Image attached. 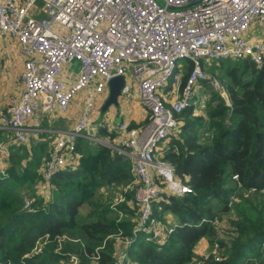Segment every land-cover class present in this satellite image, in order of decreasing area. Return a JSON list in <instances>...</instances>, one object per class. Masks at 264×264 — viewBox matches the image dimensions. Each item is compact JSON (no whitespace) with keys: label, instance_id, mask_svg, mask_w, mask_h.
Here are the masks:
<instances>
[{"label":"built area","instance_id":"obj_1","mask_svg":"<svg viewBox=\"0 0 264 264\" xmlns=\"http://www.w3.org/2000/svg\"><path fill=\"white\" fill-rule=\"evenodd\" d=\"M195 1L0 0V37H15L25 57L24 89L20 96L10 98L6 112L0 115V130L7 131L13 143L25 144L41 133L31 123L38 113H67L83 94L74 127L54 133L40 171L39 196L50 194L55 174L78 167L76 144L80 138L103 142L90 128L97 100L109 95L114 77L131 73L148 118L138 127L127 122L118 126L124 134L120 144L111 147L132 158L134 181L115 195L110 206L122 218L121 207L133 191L138 213L134 235L145 232L147 240L161 242L162 229L172 231L171 224L154 218L153 204L163 194L184 195L191 189L159 155L179 132L180 115L193 105L203 82L209 81L228 99L226 86L208 76L205 63L232 59L264 64V0H199L188 7ZM74 63L79 65L77 72L71 70ZM131 93V85L125 83L122 95ZM8 157L7 145L0 143V161ZM233 180L239 177L235 175ZM256 192L253 188L244 195ZM260 192L264 194V187ZM239 200L234 194L230 203ZM33 202L34 198L26 197L25 210L32 211ZM124 248L116 264H131ZM202 258L196 264H219L218 244L211 255ZM68 264L81 263L72 256ZM89 264H99L98 257Z\"/></svg>","mask_w":264,"mask_h":264},{"label":"trees","instance_id":"obj_2","mask_svg":"<svg viewBox=\"0 0 264 264\" xmlns=\"http://www.w3.org/2000/svg\"><path fill=\"white\" fill-rule=\"evenodd\" d=\"M213 64L225 72L228 100L213 92L204 115L194 105L187 108L179 132L159 155L191 189L154 202L156 220L166 224L171 215L176 221L163 242L147 240L145 232L134 235L133 191L121 207L122 218L111 209L115 195L134 181L131 157L80 138L78 167L55 174L48 196L37 191L28 196L41 180V155L18 145L0 171V264H68L72 256L81 264L94 257L99 264H116L124 247L131 264H196L203 259L196 253L203 239L218 244L219 264H264V64L232 59ZM97 135L108 132L99 129ZM253 188L256 193L244 195ZM234 194L240 200L230 203ZM26 197L34 198L32 211L24 208ZM224 224L233 235L229 243L219 237ZM127 241L131 244L123 246Z\"/></svg>","mask_w":264,"mask_h":264},{"label":"crops","instance_id":"obj_3","mask_svg":"<svg viewBox=\"0 0 264 264\" xmlns=\"http://www.w3.org/2000/svg\"><path fill=\"white\" fill-rule=\"evenodd\" d=\"M25 57L18 44V40L10 35H4L0 37V115L6 112L9 105V100L13 96H20L24 89V85L21 79V74L24 70ZM125 83L130 84L132 90L134 89L133 98L132 93L130 96H121L119 99V105L117 107H111L107 111L102 112V105L106 101L107 97H101L97 100L96 109L91 118V134L94 137H98L94 132L96 125L99 129H106L108 135L105 137H98L105 140V143L112 142V146L120 144V138L123 136V132L119 131V124L121 122H127L130 127H138L146 122L148 118V112H146L139 103L137 85L132 80V76L125 77ZM82 97L80 94L75 99L67 113L51 112V113H38L36 117L31 120L33 126H37L41 133L34 135L30 139L33 140L32 145L29 144L30 140L25 144H15L10 139V134L7 131L0 130V143L7 145L10 153L11 148L18 145H24L28 149L37 150L41 155V162L38 168V174L42 168L43 161L48 153V150L54 139L55 131L71 130L77 122L81 109H82ZM101 106V107H100ZM105 117V121L97 123L95 119L98 117V113ZM96 117V118H95ZM117 135L112 138V133ZM80 155V154H79ZM9 164V157L4 161H0V171L5 170ZM40 182V181H39ZM39 184V183H38ZM36 185V189L37 186ZM175 223V219L169 215L167 217V223ZM167 236L166 228L160 232V241L163 242ZM204 240H201L202 243ZM207 241V240H206ZM199 243V244H200ZM198 244V246H199ZM198 246L196 253H198Z\"/></svg>","mask_w":264,"mask_h":264},{"label":"rangeland","instance_id":"obj_4","mask_svg":"<svg viewBox=\"0 0 264 264\" xmlns=\"http://www.w3.org/2000/svg\"><path fill=\"white\" fill-rule=\"evenodd\" d=\"M215 65H217V66L214 67ZM78 66H79L78 63H74V65L71 67V70H74L75 72H77L78 71ZM218 66H219V64H213V63H209L208 64V63H205L204 68H205L208 76L211 79H218L223 85H225L224 81L222 80V77H224V73L225 72H224V70L221 67H218ZM225 66H226V64H225ZM130 76H131V73H129L127 77H130ZM207 84L209 86L204 85V82H203L200 85V88L196 91V93L194 95L195 99L193 101V105L196 108V110H195L196 114H202V115L205 114L206 106H207L208 102L210 101V99L212 98L213 92L217 93L218 97H221L220 93L217 92V89L215 87H213L209 81L207 82ZM134 93L135 92H134V89H133L132 90V96L130 98H133ZM169 97L172 98L173 97V93H170ZM224 99H226V98H224ZM114 107H117V106H114ZM95 120H96L97 123H102L103 121H105V117L103 115H100V112H99L98 113V117ZM98 131H99V127H98V125H96L94 132L98 133ZM32 143H33V140L30 139L29 144L32 145ZM97 143L104 144V145L109 146V147H111V145L113 144L112 142H108L106 144L105 140H103L102 143L101 142H97ZM35 192H36V190H33V193H31V195H28V196H34ZM132 202H133V199H130L129 203L132 204ZM83 213H86V210ZM170 224H174V223L170 222ZM220 228H221L220 229V236H219L220 239L226 241L227 243L231 242V240H232L231 238L233 237V235L232 234H228V232H226L227 225L224 224ZM157 239H159V238H157ZM213 251H214V246H211L210 243L208 242V240L207 241L204 240L198 246V253H199L200 257H204L206 255H211L213 253ZM214 253L217 254L219 252L216 250ZM221 253H222V251H221Z\"/></svg>","mask_w":264,"mask_h":264},{"label":"water","instance_id":"obj_5","mask_svg":"<svg viewBox=\"0 0 264 264\" xmlns=\"http://www.w3.org/2000/svg\"><path fill=\"white\" fill-rule=\"evenodd\" d=\"M199 0L191 3L188 7L194 6ZM125 86V77H114L109 84V95L102 105V112L107 111L110 107L118 106L119 99L122 96V90Z\"/></svg>","mask_w":264,"mask_h":264}]
</instances>
